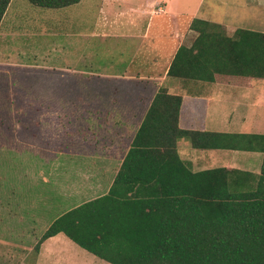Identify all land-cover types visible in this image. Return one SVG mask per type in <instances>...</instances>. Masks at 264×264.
I'll list each match as a JSON object with an SVG mask.
<instances>
[{"label": "crops", "instance_id": "obj_1", "mask_svg": "<svg viewBox=\"0 0 264 264\" xmlns=\"http://www.w3.org/2000/svg\"><path fill=\"white\" fill-rule=\"evenodd\" d=\"M12 2L13 0L0 23V108L6 109L4 104L10 99V104L15 105V111L8 110L4 116L6 120V113H16L18 117L15 126L9 124L1 128L0 143L40 145L43 130L41 122L49 121L50 113L58 112V107L59 112L64 114L66 140L65 148L60 154L70 160L82 156V160L91 162H116L111 173L100 168L97 173H56L60 174L59 177H50L53 173L49 174L50 178H54V184L64 186V200L68 204L61 209L58 218L109 191L160 86L165 87L170 95L181 96L178 114L180 130L264 135L260 132L264 126V86L258 83L264 79L215 75L211 83L194 80L184 83L178 79L166 78L176 52L184 46V37L196 34L189 29V24L196 18L182 24L177 20L185 13L183 10H173L171 4L165 6V12L160 15H168L166 23L152 25V2L148 5L146 2L119 5V0H107L108 12L102 9L99 22L90 31H82L81 37L86 41L130 40L134 42L135 48H140L141 58L137 63H129L135 65L133 72L130 69L124 72H92L56 68L40 62H23L24 50L32 54L36 51L32 46L23 49L19 41L24 32L25 36L35 35V26L34 22L24 18L22 11L9 15ZM115 4H118L117 15L127 20L125 26L119 20L111 18V9ZM147 16L149 19L146 26L140 25L141 20ZM170 21L176 22L174 30H168L167 27L156 37L151 36L153 28L166 27ZM185 24L188 26L187 32L184 31ZM45 28L46 33L52 29ZM81 56L82 60L83 50ZM9 88L12 89L11 98L7 96ZM2 95L4 96L1 97ZM77 122L80 128L74 124ZM52 128L55 129L54 126ZM78 130L82 133H78ZM106 138L109 140L106 141ZM173 141V137L165 140L140 138L138 144L165 147L159 151L146 148L150 152L147 154L148 161L167 163L172 160L171 164L175 168L169 167L165 173H183L174 163L172 149L166 147ZM175 145L178 158L188 165L192 173L216 168L253 173L233 167V160L244 153L261 154L226 148L196 149L185 138L176 139ZM217 162L223 163V167L214 168L213 165ZM157 168L158 166L148 167L143 173L162 172L161 167ZM54 220L44 227L36 242ZM72 244L75 243L63 233H58L46 239L38 251L32 253L34 260L31 264H109ZM24 261L23 257L21 264H26Z\"/></svg>", "mask_w": 264, "mask_h": 264}, {"label": "trees", "instance_id": "obj_2", "mask_svg": "<svg viewBox=\"0 0 264 264\" xmlns=\"http://www.w3.org/2000/svg\"><path fill=\"white\" fill-rule=\"evenodd\" d=\"M42 9H64L81 0H26ZM11 0H0V23ZM192 44L176 52L166 78L211 83L215 75L264 79V33L193 19ZM181 96L160 86L109 191L55 219L34 247L63 233L109 264H264V135L185 131L178 128ZM158 119V120H157ZM157 120V121H155ZM183 173L148 161L140 138L165 140ZM196 149L259 152L258 174L216 168L192 173L175 140ZM145 148V149H143ZM160 161V160H159ZM162 168L143 173L148 167ZM175 170V169H174Z\"/></svg>", "mask_w": 264, "mask_h": 264}, {"label": "rangeland", "instance_id": "obj_3", "mask_svg": "<svg viewBox=\"0 0 264 264\" xmlns=\"http://www.w3.org/2000/svg\"><path fill=\"white\" fill-rule=\"evenodd\" d=\"M106 1L82 0L77 5L53 10L34 7L26 0H13L9 15L12 16L10 13L15 11H22L24 18L34 22L35 26V35L25 36L24 32V36L20 38L19 45L23 49L32 46L36 51L32 54L24 50L23 62H40L56 68L92 72L100 70L124 72L127 69L133 72L135 65L129 63L131 61L137 63L141 58L140 48H135L134 42L126 39L86 41L81 37L82 31H90L99 22L102 9L108 12ZM145 2L147 5L152 2L151 12L154 15L151 16L152 25L166 23L168 15L160 14L165 12V6L171 4L173 10L185 12L177 18L180 24L196 18L220 25L227 36H232L237 29L264 33V0H119V5L122 3L138 5ZM117 5L111 9L113 13L111 18L119 20L121 25L125 26L127 20L117 15L119 11ZM148 19V16L143 18L140 25L146 26ZM174 25L176 22L170 21L166 27L165 25L155 27L151 36L156 37L167 27L168 30H174ZM45 27H49V30L52 28L51 31L54 32L46 33ZM186 28L188 26L185 24L184 31L187 32ZM196 35H186L183 45H191ZM258 83L264 86V80ZM11 92L12 89L9 88L7 91L9 98L12 97ZM8 101L4 104L6 109L0 108V137L1 128L9 124L15 126L18 117L16 113H6V120L5 112L15 111V105L10 104L12 100ZM56 108L58 112L50 113L49 121L41 122L43 130L40 145L0 143V264H21L23 257L26 264H31L34 260L31 256L37 244V237L50 221L58 218L61 209L68 206L64 200V186L54 184V178L50 177H59L60 174L56 173H97L100 168H105L107 173H111L116 165V162L82 160V156L70 160L60 154L66 144L64 114L59 112L58 107ZM74 124L79 127V122ZM260 132L264 133V126ZM78 133L82 132L78 130ZM261 163V154L244 153L233 160L232 166L256 174L260 172ZM213 166L223 167V163L217 162ZM51 173L53 174L49 177ZM72 245L76 247L75 244Z\"/></svg>", "mask_w": 264, "mask_h": 264}]
</instances>
